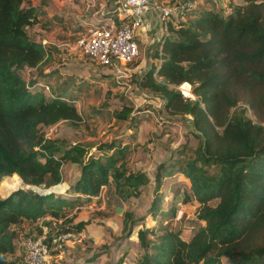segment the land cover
<instances>
[{"label": "trees", "instance_id": "trees-1", "mask_svg": "<svg viewBox=\"0 0 264 264\" xmlns=\"http://www.w3.org/2000/svg\"><path fill=\"white\" fill-rule=\"evenodd\" d=\"M242 1L230 0L221 8L205 0L181 9L158 44L157 62L139 83L165 99L169 115L191 117L201 140L193 158L184 159L181 152L177 163L157 167L150 219L138 232L146 251L139 264H264V0ZM119 6L107 17L121 26L126 19L118 17ZM42 13L31 0H0V264H19L24 252L18 239L42 233L38 224L47 218L43 227H60L54 236L82 233L89 223L73 225L71 213L96 199L103 187L113 185L128 202L140 198L149 184L146 174L127 166L129 148L122 142L103 145L105 153L95 156L82 143L62 144L42 132L61 122L76 127L83 122L69 94L75 84L47 82L48 96L37 88L39 80L29 84L19 73L29 68L45 80L56 76L54 71L45 74L56 61L53 47L35 41L26 30ZM186 84L194 98L180 90ZM132 113L124 106L115 118L131 119L136 127ZM67 164L81 167L68 197L20 189L61 185ZM176 174L190 184L182 204L196 208L199 226L189 237L165 225L176 217V208L161 211L164 182ZM4 180L21 186L12 188ZM124 222L129 234L138 223L132 213L125 214ZM18 250L20 259L15 258ZM126 257L115 264H124Z\"/></svg>", "mask_w": 264, "mask_h": 264}, {"label": "rangeland", "instance_id": "rangeland-1", "mask_svg": "<svg viewBox=\"0 0 264 264\" xmlns=\"http://www.w3.org/2000/svg\"><path fill=\"white\" fill-rule=\"evenodd\" d=\"M151 1L174 9L169 20L179 15L180 4L191 2ZM204 1L195 0L191 3L203 5ZM211 1H215L221 8L230 5V0ZM232 1L243 4L242 0ZM117 2L119 0L112 4L107 0H31V4L40 6L43 13L39 16L38 23L26 27V30L35 41L46 47H53L56 61L45 74L54 71L56 76L45 80L36 70L29 68L21 69L19 73L29 84L39 80L37 88L45 89L48 96L51 91L46 87L47 82L56 87L68 79L71 85H76V88L71 87L69 94L73 95L77 109L83 117V122L78 127L61 122L55 126L42 127V132L62 144L82 143L87 146L89 154L95 156L105 153L101 150L103 145L113 141L122 142V145L129 148L127 166L133 172H143L149 179L148 186L143 189V194L138 199L123 201L111 185L103 187L99 196L89 204L74 210L71 213L74 218L73 225L79 222H88L89 225L80 234L71 233L75 235L74 238L54 245L51 248L49 264H115L125 253L127 257L124 264H139V259L146 251L140 245L138 232L150 219V210L156 195L157 167L161 164L168 166L177 163L178 154L181 152L184 153V159L193 158L194 151L201 143L196 136L191 117L169 115L165 110V99L139 85L144 74L157 62L155 54L160 42L158 35L153 36V32L147 30L156 42H153L155 46L153 44L149 49L145 48L146 45H141L140 55L132 64H120L125 75H118L115 67H103L83 51L81 41L90 29L101 27L111 20L107 14L116 7ZM140 37L143 40L142 34ZM186 85L181 86L180 90L184 95L194 98L192 87L188 85L187 90ZM108 93H111V97H107ZM124 106L133 110L131 118H137L136 127H132L134 122L131 119L119 121L115 118V113L122 111ZM62 174L63 183L54 189L55 194L68 197L67 192L71 185L80 178L81 167L75 164L64 165ZM7 183L12 188L21 186L14 181H3L4 185ZM22 188L26 189V186ZM189 190L190 184L181 174L167 178L162 188L165 199L161 211L168 212L175 208L177 211L176 217L173 220L166 219L165 225L168 223V228L174 231L182 230L185 237L191 236L199 226L196 208L182 204V195ZM126 213H132L138 222L130 234V230L125 229ZM47 220L48 218L38 225L43 227V222ZM29 228L26 227L28 231ZM45 228L54 235L60 227L55 224L54 227H44L43 230ZM17 243L21 246L23 240L19 238ZM24 261L23 256L20 264H24ZM223 264H227V260Z\"/></svg>", "mask_w": 264, "mask_h": 264}, {"label": "built area", "instance_id": "built-area-1", "mask_svg": "<svg viewBox=\"0 0 264 264\" xmlns=\"http://www.w3.org/2000/svg\"><path fill=\"white\" fill-rule=\"evenodd\" d=\"M119 5L118 17L126 19V22L118 26L115 20L111 19L101 27L90 29L81 41V47L85 54L98 64L115 67L118 75H125L120 64L130 65L139 57L141 49L137 32L144 26L147 15L158 11L162 28L158 40L161 41V36H165L168 31L169 17L174 9L159 7L151 0H119ZM193 7L191 2L178 6L179 10ZM43 228L42 233H35L23 241L25 264H49L51 245H58L75 237L71 233L54 236L47 228Z\"/></svg>", "mask_w": 264, "mask_h": 264}, {"label": "crops", "instance_id": "crops-1", "mask_svg": "<svg viewBox=\"0 0 264 264\" xmlns=\"http://www.w3.org/2000/svg\"><path fill=\"white\" fill-rule=\"evenodd\" d=\"M152 3L154 5H157L159 7L164 8L163 5H159L157 2H152ZM147 30L148 31H152L153 32V36L158 35V34L161 33L162 28H161V23H160V18H159L158 11H153V12L149 13L147 15V17H146L144 26L141 29H139L138 32H137V40H138V42L140 44V49H141V45H143V46L146 45L145 48L151 49L153 44L156 43L155 41H153V38L150 37V35L148 34L149 32ZM140 33L143 35V40L139 39V38H141L140 37V35H141ZM154 46H155V44H154ZM20 256H21V251L20 252L17 251V253L15 255V258L20 259ZM19 264H20V262H19Z\"/></svg>", "mask_w": 264, "mask_h": 264}, {"label": "water", "instance_id": "water-1", "mask_svg": "<svg viewBox=\"0 0 264 264\" xmlns=\"http://www.w3.org/2000/svg\"><path fill=\"white\" fill-rule=\"evenodd\" d=\"M22 189H24V188H22ZM26 189H30L34 192H37L40 195H49L51 193H56V192L51 191V189L44 190V189H40V188L35 187V186H26ZM3 198H5V197H3Z\"/></svg>", "mask_w": 264, "mask_h": 264}, {"label": "bare ground", "instance_id": "bare-ground-1", "mask_svg": "<svg viewBox=\"0 0 264 264\" xmlns=\"http://www.w3.org/2000/svg\"><path fill=\"white\" fill-rule=\"evenodd\" d=\"M186 86H187V90H188L189 87H188V85H186ZM56 187H57V186H56ZM56 187L52 188L51 191L55 192L54 189H55Z\"/></svg>", "mask_w": 264, "mask_h": 264}]
</instances>
